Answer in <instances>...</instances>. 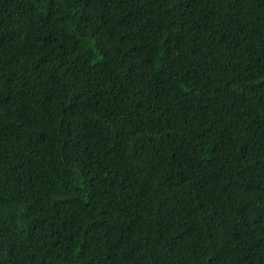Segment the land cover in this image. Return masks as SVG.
<instances>
[{
	"label": "trees",
	"instance_id": "trees-1",
	"mask_svg": "<svg viewBox=\"0 0 264 264\" xmlns=\"http://www.w3.org/2000/svg\"><path fill=\"white\" fill-rule=\"evenodd\" d=\"M0 264H264V0H0Z\"/></svg>",
	"mask_w": 264,
	"mask_h": 264
}]
</instances>
